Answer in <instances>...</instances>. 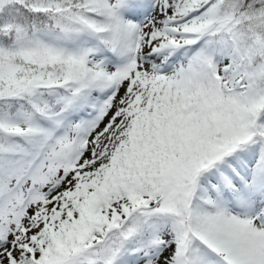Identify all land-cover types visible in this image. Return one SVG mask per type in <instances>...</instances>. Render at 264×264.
<instances>
[{
	"label": "snow or ice",
	"instance_id": "snow-or-ice-1",
	"mask_svg": "<svg viewBox=\"0 0 264 264\" xmlns=\"http://www.w3.org/2000/svg\"><path fill=\"white\" fill-rule=\"evenodd\" d=\"M0 264H264V0H0Z\"/></svg>",
	"mask_w": 264,
	"mask_h": 264
}]
</instances>
